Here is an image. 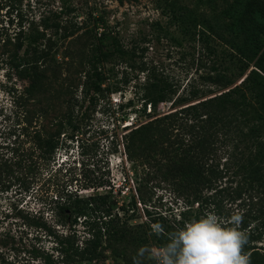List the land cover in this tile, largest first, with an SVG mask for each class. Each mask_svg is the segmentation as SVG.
<instances>
[{"label":"rangeland","instance_id":"374dc122","mask_svg":"<svg viewBox=\"0 0 264 264\" xmlns=\"http://www.w3.org/2000/svg\"><path fill=\"white\" fill-rule=\"evenodd\" d=\"M252 1L67 0L74 12L65 15L64 22L83 24L84 28L54 47L55 58L48 65L51 71H57L58 77L53 78L48 71L32 97L26 90L28 82L20 79L11 67L13 46L0 40V156L4 153L14 159L15 151L30 153L35 133H54L70 96L78 127L74 134H61L58 148L48 160L34 158L37 166L33 174L14 167L16 176L25 178L29 190L13 178H5L4 184H0V264H46V256L57 259L53 239L34 226V221H46L64 235L76 231L80 242L88 237L82 222L75 226L57 224L53 212L55 199L66 191H77L86 197L109 194L114 197L115 211L139 231L155 229L151 220L159 216L178 225L208 213H215L224 227L234 226L231 218L242 212L243 200L227 203L224 215L205 204H194L187 211L186 201L172 186L146 177L143 166L127 157L123 140L131 129L148 119L141 97L147 72L139 68L140 61L177 82L178 95L190 84L207 91V97L213 94L209 90L216 92L205 79L212 74L214 63L235 74L236 84L243 79L254 61L242 60L239 47L228 42L236 40L241 44L245 36L237 39V34ZM61 5L62 0H22L15 6L0 0V34L5 40L7 34L13 42L21 22L26 27L33 20L39 24L45 17L52 18ZM253 16L260 21L257 14ZM215 24L216 31L225 36L209 33L207 26ZM86 29L106 33L104 49L111 52L99 68V90L92 89L87 96L84 83L89 66L84 64L91 42ZM115 44L129 51L136 49L138 56L122 60L114 51ZM143 48L146 51L142 57ZM248 96L264 117L256 91ZM170 104H161L159 112H168ZM20 210L27 219L16 215ZM147 238L136 237L127 248L120 246L123 255L108 251L106 264H155L159 248L150 236ZM254 244L264 255V235Z\"/></svg>","mask_w":264,"mask_h":264},{"label":"trees","instance_id":"16d2710c","mask_svg":"<svg viewBox=\"0 0 264 264\" xmlns=\"http://www.w3.org/2000/svg\"><path fill=\"white\" fill-rule=\"evenodd\" d=\"M7 1L12 6L22 3V0ZM61 7L52 18L45 17L39 24L33 20L26 27L21 22L13 42L7 34L6 40L0 34V40L13 46L9 58L11 67L20 79L28 82L26 90L31 97L51 71L48 64L55 58L54 47L84 28L83 24L64 22V16L74 12L67 0H62ZM247 12L241 32L237 34V39L245 36L241 44L236 40H224L239 47L242 60L254 61L253 68L238 84L235 74H229L228 68L214 63L212 74L205 79L216 92L209 90L208 93L213 94L207 97V91L190 84L178 95L180 85L177 82L146 61H140L139 68L147 72L141 97L142 110L148 119L124 135L123 147L131 161L143 166L146 177L172 186L186 201L187 211L194 204H205L224 215L227 203L243 200L241 219L236 224L247 237L243 252L248 255L250 264H264V255L254 244L264 235V117L248 96L256 91V98L264 109V0L252 1ZM254 14L260 21L254 19ZM216 26H207L209 33L225 36L216 31ZM85 34L91 42L84 64L89 66L84 83V95L87 96L92 89L99 90V68L108 61L111 52L104 49L106 33L96 34L86 29ZM113 47L122 60H134L138 56L136 49L125 50L118 44ZM140 51L143 57L146 48ZM51 72L53 78L58 77L57 71ZM167 102L171 103L170 109L161 114L159 106ZM71 106L70 96L56 131L35 133L30 153L15 151L14 159L1 154L0 184H4L5 178H13L29 190L25 178L16 176L14 167L33 174L37 166L35 157L48 160L58 148L61 134L76 132L78 127ZM244 195L247 198L243 199ZM114 202V197L109 194L86 197L77 191H66L56 197L53 212L57 224L75 226L82 222L87 227L88 237L80 242L76 231L64 235L46 221L32 222L54 241L57 259L46 256V264H106L108 251L123 255L120 248H127L136 237L148 240L147 236L160 248L185 224L179 222L176 225L167 217L159 216L151 220L155 229L148 227L139 231L115 211ZM22 213L20 210L16 215L27 219ZM252 223L255 225L250 227Z\"/></svg>","mask_w":264,"mask_h":264},{"label":"clouds","instance_id":"9594fccd","mask_svg":"<svg viewBox=\"0 0 264 264\" xmlns=\"http://www.w3.org/2000/svg\"><path fill=\"white\" fill-rule=\"evenodd\" d=\"M234 225L241 217L232 216ZM246 235L236 227H224L215 213L185 223L163 244L155 264H250L243 252Z\"/></svg>","mask_w":264,"mask_h":264}]
</instances>
